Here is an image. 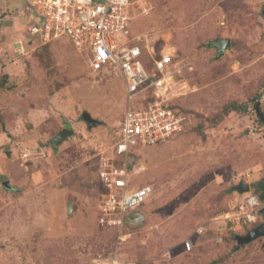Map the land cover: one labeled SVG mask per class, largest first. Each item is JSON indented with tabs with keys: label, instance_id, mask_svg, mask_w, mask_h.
<instances>
[{
	"label": "rangeland",
	"instance_id": "obj_1",
	"mask_svg": "<svg viewBox=\"0 0 264 264\" xmlns=\"http://www.w3.org/2000/svg\"><path fill=\"white\" fill-rule=\"evenodd\" d=\"M30 1L0 0V264H264V237L236 240L261 214L254 224L225 218L264 179L255 108L264 116V0H132L131 37L145 60L173 53L165 102L184 123L137 149L133 182L153 193L144 216L120 229L96 220V151L116 137L123 80L117 70L91 71L64 37L34 38L17 53L30 37ZM216 38L230 42L219 57L206 45ZM63 128L73 133L56 143ZM238 183L250 189L240 193Z\"/></svg>",
	"mask_w": 264,
	"mask_h": 264
},
{
	"label": "built area",
	"instance_id": "obj_2",
	"mask_svg": "<svg viewBox=\"0 0 264 264\" xmlns=\"http://www.w3.org/2000/svg\"><path fill=\"white\" fill-rule=\"evenodd\" d=\"M132 5V0H31L28 5L30 36L42 44L64 37L86 56L91 71L117 70L123 80L125 109L116 137L96 151L100 186L96 220L102 227L115 229L138 216V208L153 193L152 185L133 182L136 169L130 167L131 154L177 135L184 123V117L165 102L174 72L173 53L161 50L145 60L141 46L131 37ZM15 51L27 52L23 40L17 41ZM27 156L24 152L23 157ZM262 207L258 195L249 191L225 218L254 224ZM202 231V226L196 230ZM192 247L190 239L184 241L185 250ZM97 264L125 263L110 257Z\"/></svg>",
	"mask_w": 264,
	"mask_h": 264
},
{
	"label": "water",
	"instance_id": "obj_3",
	"mask_svg": "<svg viewBox=\"0 0 264 264\" xmlns=\"http://www.w3.org/2000/svg\"><path fill=\"white\" fill-rule=\"evenodd\" d=\"M229 39L228 38H216L213 40H210L206 45L209 47H214L216 49L217 52V57L221 56L222 53L224 52V49L227 48L229 46ZM256 111L260 117V119L264 122V116L263 114L259 111V104L257 103L256 106ZM82 118L89 124L92 125L94 124L96 121L90 116V114L88 112H83L82 113ZM73 133V131L71 129L68 128H63L62 130H60L55 136H53L52 139H54V141H56V143H60L62 142V140H64L66 137H68L69 135H71ZM3 184L5 186H7V182H3ZM236 191L243 193L246 192L250 189L249 184L247 183H238L235 186ZM260 214L262 216V222L259 223L257 226H255L254 228L248 230V232L245 235H237L236 236V240L238 245H242L244 243H248L254 239H257L259 237H264V206L261 208L260 210ZM264 246V243H263Z\"/></svg>",
	"mask_w": 264,
	"mask_h": 264
},
{
	"label": "trees",
	"instance_id": "obj_4",
	"mask_svg": "<svg viewBox=\"0 0 264 264\" xmlns=\"http://www.w3.org/2000/svg\"><path fill=\"white\" fill-rule=\"evenodd\" d=\"M34 38H35V40L36 41H39L40 42V40H39V38H37L36 36H30L27 40H24L23 42H24V45H25V47L26 48H28V42H30L31 40H34ZM56 41V40H55ZM51 42H54V41H51ZM69 42V41H68ZM41 43V42H40ZM50 43V42H49ZM49 43H46V44H49ZM70 43V42H69ZM71 44V43H70ZM71 46L74 48V46L71 44ZM75 49V48H74ZM147 63H149V62H147ZM148 65V69L149 70H151L152 69V67H151V64L149 63V64H147ZM1 85H4V83L2 82L1 83ZM171 108H173L171 105H169ZM178 113V112H177ZM137 151V150H136ZM136 151H135V153H136ZM135 153H133V154H131V156H130V167H134L135 166V164H134V162H135V158H136V154ZM142 185H144V184H142ZM254 191H256V194L258 195V197L260 198V200L262 201V200H264V179H262V180H260V181H258V182H256L255 183V189H254ZM143 206H144V204L141 206V207H139L138 208V212H139V215L137 216V215H135V216H131V218H129L126 222H125V224H127V223H129L131 220H134V219H137L138 217H142V216H144L143 215ZM124 224V225H125ZM123 225V226H124ZM111 229V228H110Z\"/></svg>",
	"mask_w": 264,
	"mask_h": 264
},
{
	"label": "bare ground",
	"instance_id": "obj_5",
	"mask_svg": "<svg viewBox=\"0 0 264 264\" xmlns=\"http://www.w3.org/2000/svg\"><path fill=\"white\" fill-rule=\"evenodd\" d=\"M166 51H170V50H169V49H166L165 52H166ZM170 80H171V76H170Z\"/></svg>",
	"mask_w": 264,
	"mask_h": 264
}]
</instances>
